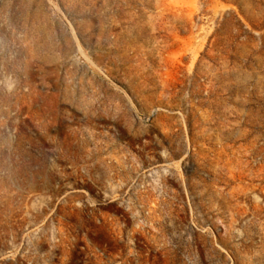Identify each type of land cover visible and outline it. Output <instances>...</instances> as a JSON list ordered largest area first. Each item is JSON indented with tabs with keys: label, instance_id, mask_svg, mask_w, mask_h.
Instances as JSON below:
<instances>
[{
	"label": "rangeland",
	"instance_id": "rangeland-1",
	"mask_svg": "<svg viewBox=\"0 0 264 264\" xmlns=\"http://www.w3.org/2000/svg\"><path fill=\"white\" fill-rule=\"evenodd\" d=\"M0 264H264V0H0Z\"/></svg>",
	"mask_w": 264,
	"mask_h": 264
}]
</instances>
